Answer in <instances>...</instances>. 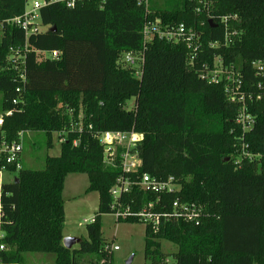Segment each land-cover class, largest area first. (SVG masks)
Instances as JSON below:
<instances>
[{"label": "trees", "instance_id": "obj_1", "mask_svg": "<svg viewBox=\"0 0 264 264\" xmlns=\"http://www.w3.org/2000/svg\"><path fill=\"white\" fill-rule=\"evenodd\" d=\"M27 1L0 0V23L20 17ZM211 1L209 13L197 11L200 3L194 0H163V9L144 8L137 0H78L73 9L43 8L38 20L45 30L26 40L32 51L23 65L24 84L5 63L8 47L22 46L24 34L3 24L0 109L13 113L3 119L0 143L17 141L20 132H40L50 148L53 133H66L58 135L65 139L59 155L46 156L43 169L22 168L2 186L0 264H23L25 253L53 255L54 264H113L111 244L101 236V216L113 214L109 191L121 173L103 164L94 135L106 131L142 136L136 149L140 166L124 175L133 186L119 199L130 216L116 222L140 223L135 215L154 205L160 224L144 226L147 264L166 259L170 264H264V169L241 157L245 146L264 158V78L250 65L264 57V0ZM224 15L236 19L225 27L219 21ZM155 18L199 32L195 60H189L190 49L182 42L143 43V25ZM226 32L237 36L224 40ZM211 43L217 46L209 48ZM33 50L61 56L38 62ZM127 53L142 57L139 77L121 65ZM214 59L239 71V92L250 96L246 106L254 117L249 131L236 123L239 104L228 101L223 86L200 78L203 64L211 67ZM70 125L81 131H69ZM69 174H85L86 193L98 196L97 213L85 225L87 237L72 250L62 246V191ZM143 174L157 181L172 177L180 189L159 195L141 191L134 183ZM174 202L196 206L197 222L174 220ZM161 241L176 246V252L163 253ZM84 256L90 258L82 261Z\"/></svg>", "mask_w": 264, "mask_h": 264}, {"label": "built area", "instance_id": "obj_2", "mask_svg": "<svg viewBox=\"0 0 264 264\" xmlns=\"http://www.w3.org/2000/svg\"><path fill=\"white\" fill-rule=\"evenodd\" d=\"M29 1V0H28ZM27 1V2H28ZM31 8L29 11L26 10V5L24 13L20 17H16L5 21L3 24L9 27L19 28L23 34L25 42L22 46H9L7 49V56L5 63L16 73V78L19 82L24 84L25 82V72L23 69L24 61L26 58V53L29 50L27 46V37L31 34L41 32V27L39 25L38 14L43 8H46L53 4L64 5L67 9H73L78 0H30ZM139 4L143 5L144 8L148 7L147 0H137ZM199 2V8L209 13L212 6L211 0H194ZM26 2V4H27ZM212 18L210 17V20ZM235 16L224 15L219 18L222 25L226 27L228 21L235 20ZM3 24L0 23V35L3 29ZM237 36L236 32L225 33L224 40ZM143 43H149L153 39L159 41H165L170 43H185L186 47L190 49V61L195 60L196 54L199 51L201 44L199 32L193 29H187L183 24H178L175 26H166L161 23L159 18H155L153 22H146L142 28ZM229 41V40H228ZM227 41V42H228ZM216 43L208 44L209 48L216 47ZM37 61L44 62L46 60H59L61 53L57 51L53 52H41L33 50ZM142 63V57H140ZM136 57L132 54H124L122 57V62L133 68L135 66ZM140 63V66H141ZM251 68L254 71L255 76L264 78V57L253 61ZM205 69L200 78L211 85H222L226 93L227 99L231 103L239 104V110L237 112L235 121L242 128L243 131H249L254 125V117L249 114L246 106V100L250 99V96L246 97L244 94L239 92L241 85V79L239 71H234L230 68L224 67L220 59H214L213 64L209 67L206 63L203 64ZM140 70L136 73L135 77H139ZM257 86H259L257 84ZM19 87L16 88V92H19ZM256 99H259L257 96ZM17 101L13 100L12 104L16 105ZM13 113V109L6 111H1L0 114V127L2 125L4 117H9ZM90 129V127H89ZM69 131H81V126L70 125ZM66 131L61 132L58 135H64ZM25 133L20 132L18 134V140L10 143L1 142L0 143V196L2 195V186L7 183H11L14 180L16 173L22 169L20 163V156L22 153V139ZM96 137L99 145L102 147V159L103 164L110 169H117L120 171V176L116 178L114 185L109 191L111 198L110 209L112 211V216L116 220H125L129 218L130 212L128 207H122L119 202L121 196L126 195L131 191L133 182H131L125 174H134L137 172L140 166V159L137 154V146L142 140V136L133 131L131 132H100L94 135ZM59 143L65 141L64 137L58 138ZM77 140L73 141L72 145H77ZM241 157L244 160L256 161L260 166V169H264V158L260 155L250 153L246 150L245 146L241 147ZM3 174L11 176L9 179L4 180ZM141 191L153 194L161 193H175L178 192L180 187L175 182L172 177L166 180L157 181L146 174L139 177L138 181L134 183ZM154 205L148 204L141 211H139L135 217L144 226L149 225L152 229H156L160 224V217L153 213ZM174 214L172 218L178 219L182 217L186 221L197 222V217L199 215L198 208L194 205H184L179 202H174L172 204ZM92 221V220H91ZM90 221V222H91ZM2 234L0 233V239ZM110 251H118L117 246H110ZM3 247L0 246V251ZM165 264H170L169 259L165 260Z\"/></svg>", "mask_w": 264, "mask_h": 264}, {"label": "rangeland", "instance_id": "obj_3", "mask_svg": "<svg viewBox=\"0 0 264 264\" xmlns=\"http://www.w3.org/2000/svg\"><path fill=\"white\" fill-rule=\"evenodd\" d=\"M152 8L163 9V0H147V5ZM31 8V1L26 4V10ZM44 31L45 28H40ZM39 62V61H38ZM135 66L130 68L132 74L140 69L141 59L136 57ZM123 67H127L123 62ZM127 108H130L132 101L128 102ZM1 114V109H0ZM81 116V115H80ZM47 138L40 132H26L22 139V153L20 163L22 168L30 170H41L44 167V158L46 156L55 157L59 155L58 134L51 135L50 148L46 147ZM11 176L3 174L4 180ZM75 178V179H74ZM64 190L62 194L64 223L63 238L86 239L87 233L85 225L88 224L97 213L98 196L96 193H86L88 186L85 174H69L64 181ZM101 236L105 243L117 246L118 251L111 252L113 264H125L132 257L131 264H147L143 258L144 247V225L141 223H123L116 222L112 215L101 216ZM78 245L72 249H77ZM161 251L165 254L176 252V246L161 241ZM90 257H82V261H87ZM23 264H54L53 255L49 254H23Z\"/></svg>", "mask_w": 264, "mask_h": 264}, {"label": "water", "instance_id": "obj_4", "mask_svg": "<svg viewBox=\"0 0 264 264\" xmlns=\"http://www.w3.org/2000/svg\"><path fill=\"white\" fill-rule=\"evenodd\" d=\"M208 25L210 27H212L211 23L208 22ZM80 243V239L78 238H63L62 239V246L65 248V249H68L70 250L73 246L75 245H78ZM132 262V257H130L126 262L125 264H131Z\"/></svg>", "mask_w": 264, "mask_h": 264}, {"label": "crops", "instance_id": "obj_5", "mask_svg": "<svg viewBox=\"0 0 264 264\" xmlns=\"http://www.w3.org/2000/svg\"><path fill=\"white\" fill-rule=\"evenodd\" d=\"M67 176H68V175H67ZM67 176H66V177H67ZM65 179H66V178H65ZM74 179H75V178H74ZM64 181H65V180H64ZM64 183H65V182H64ZM63 190H64V187H63ZM85 192H86V191H85ZM62 194H63V191H62ZM62 236H63V235H62Z\"/></svg>", "mask_w": 264, "mask_h": 264}]
</instances>
